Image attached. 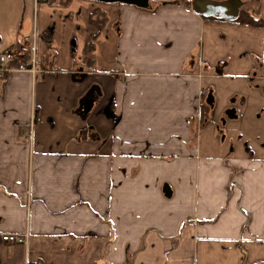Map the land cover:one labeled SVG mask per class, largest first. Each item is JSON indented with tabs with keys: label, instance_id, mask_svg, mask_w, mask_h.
<instances>
[{
	"label": "crops",
	"instance_id": "crops-1",
	"mask_svg": "<svg viewBox=\"0 0 264 264\" xmlns=\"http://www.w3.org/2000/svg\"><path fill=\"white\" fill-rule=\"evenodd\" d=\"M192 1L0 0V53L36 70L0 72V264H264V154L206 129L218 87L264 98V27Z\"/></svg>",
	"mask_w": 264,
	"mask_h": 264
},
{
	"label": "rangeland",
	"instance_id": "rangeland-1",
	"mask_svg": "<svg viewBox=\"0 0 264 264\" xmlns=\"http://www.w3.org/2000/svg\"><path fill=\"white\" fill-rule=\"evenodd\" d=\"M218 84H224V82L219 81ZM242 91L245 93L246 89L244 88ZM216 92L220 99V102H217L218 110L220 108V111L212 126L209 125V128H206L209 132L212 129L216 131L214 135L216 139L213 141L215 147H217V150L214 151L215 154H223L227 147L230 148L228 151H233L240 155L247 151L257 155L264 154V120L262 123L260 122L261 116L264 117V98L252 97L254 98L252 103L242 108L241 100L244 94L242 96L238 94L232 95V89L221 87H218ZM252 95L255 96L257 93L253 92ZM234 104L242 110V116L238 120H231L226 117L229 107ZM222 105L227 107L221 110ZM203 131L204 135L205 129Z\"/></svg>",
	"mask_w": 264,
	"mask_h": 264
},
{
	"label": "water",
	"instance_id": "water-1",
	"mask_svg": "<svg viewBox=\"0 0 264 264\" xmlns=\"http://www.w3.org/2000/svg\"><path fill=\"white\" fill-rule=\"evenodd\" d=\"M102 3H122L147 8L149 0H93ZM241 0H193V10L206 17H216L228 21H235L240 15Z\"/></svg>",
	"mask_w": 264,
	"mask_h": 264
},
{
	"label": "built area",
	"instance_id": "built-area-1",
	"mask_svg": "<svg viewBox=\"0 0 264 264\" xmlns=\"http://www.w3.org/2000/svg\"><path fill=\"white\" fill-rule=\"evenodd\" d=\"M19 61L20 64L18 65L17 69L21 71H32L35 72V65L34 62H30L26 64L24 62V54L21 51H17L13 48L6 49L0 53V72L3 73L7 69V67L13 63ZM29 135L30 132H27ZM3 241H9L13 243L25 244L27 243V235L26 234H19V233H7L2 235Z\"/></svg>",
	"mask_w": 264,
	"mask_h": 264
},
{
	"label": "trees",
	"instance_id": "trees-1",
	"mask_svg": "<svg viewBox=\"0 0 264 264\" xmlns=\"http://www.w3.org/2000/svg\"><path fill=\"white\" fill-rule=\"evenodd\" d=\"M52 1H59L62 4H66L69 2V0H52ZM205 18L224 20V19H220V18H216V17H206L205 16ZM91 21L94 24H96L97 26L102 27L105 25V23L107 21L106 14L103 11H95L92 14ZM234 22H238V23L246 24V25H250V26H255V27H264V20L263 19H257L253 15H251L250 13H248L246 11H241L238 19H236ZM29 60H30V55L26 52L25 57H24V62H26V64L27 63L30 64ZM15 64H16V66H18L20 64V62L16 61ZM208 107H209V105L204 103L203 112H202V115L204 117L208 112Z\"/></svg>",
	"mask_w": 264,
	"mask_h": 264
}]
</instances>
